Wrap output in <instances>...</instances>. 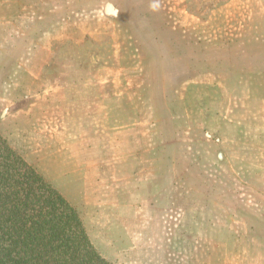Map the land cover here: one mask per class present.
<instances>
[{
	"label": "rangeland",
	"instance_id": "374dc122",
	"mask_svg": "<svg viewBox=\"0 0 264 264\" xmlns=\"http://www.w3.org/2000/svg\"><path fill=\"white\" fill-rule=\"evenodd\" d=\"M257 110L264 0H0V132L111 264H264Z\"/></svg>",
	"mask_w": 264,
	"mask_h": 264
},
{
	"label": "trees",
	"instance_id": "16d2710c",
	"mask_svg": "<svg viewBox=\"0 0 264 264\" xmlns=\"http://www.w3.org/2000/svg\"><path fill=\"white\" fill-rule=\"evenodd\" d=\"M0 264H111L77 208L1 132Z\"/></svg>",
	"mask_w": 264,
	"mask_h": 264
},
{
	"label": "crops",
	"instance_id": "0c3cea01",
	"mask_svg": "<svg viewBox=\"0 0 264 264\" xmlns=\"http://www.w3.org/2000/svg\"><path fill=\"white\" fill-rule=\"evenodd\" d=\"M259 102L262 104L263 101H260ZM233 103L234 102H231V101H225V104H223V107H222V114L223 116L226 118V119H229L231 121H233L234 123H237V124H245L246 121H245V116H239L238 112L241 110L239 108H244V103L242 100L239 99V101H235V106H233ZM257 104H258V101H257ZM263 114L264 112L262 110H257V123L260 122V125L259 127L260 128H264V117H263ZM256 125V121L254 122ZM260 196V195H259ZM259 196L257 198H259ZM193 214H195V212H192ZM223 242V241H221ZM227 242H223V245H225L227 248L228 245L225 244ZM222 247V246H221ZM220 247V248H221Z\"/></svg>",
	"mask_w": 264,
	"mask_h": 264
}]
</instances>
